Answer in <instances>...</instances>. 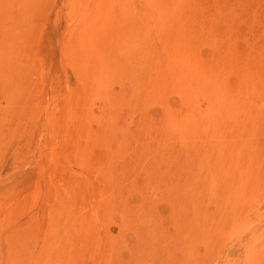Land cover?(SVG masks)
<instances>
[{
  "label": "rangeland",
  "instance_id": "374dc122",
  "mask_svg": "<svg viewBox=\"0 0 264 264\" xmlns=\"http://www.w3.org/2000/svg\"><path fill=\"white\" fill-rule=\"evenodd\" d=\"M0 264H264V0H0Z\"/></svg>",
  "mask_w": 264,
  "mask_h": 264
},
{
  "label": "bare ground",
  "instance_id": "6f19581e",
  "mask_svg": "<svg viewBox=\"0 0 264 264\" xmlns=\"http://www.w3.org/2000/svg\"><path fill=\"white\" fill-rule=\"evenodd\" d=\"M151 44H152V43H151ZM215 106H216V105H215ZM234 114H235V112H234ZM231 117H232V116H231ZM248 162H249V161H248ZM248 164H250V163H248ZM247 168H248V167H247ZM247 168H246V169H247Z\"/></svg>",
  "mask_w": 264,
  "mask_h": 264
}]
</instances>
